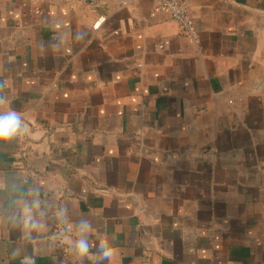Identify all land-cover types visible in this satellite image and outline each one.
<instances>
[{"label": "crops", "instance_id": "obj_1", "mask_svg": "<svg viewBox=\"0 0 264 264\" xmlns=\"http://www.w3.org/2000/svg\"><path fill=\"white\" fill-rule=\"evenodd\" d=\"M189 2L196 42L156 0H0V111L30 129L0 144V264H264V0Z\"/></svg>", "mask_w": 264, "mask_h": 264}, {"label": "clouds", "instance_id": "obj_2", "mask_svg": "<svg viewBox=\"0 0 264 264\" xmlns=\"http://www.w3.org/2000/svg\"><path fill=\"white\" fill-rule=\"evenodd\" d=\"M0 87H3L0 85ZM4 103L0 98V104ZM30 132L28 125L25 123L22 115L14 109H7L0 111V144H7L14 139ZM39 199H33L32 201L25 202L22 209L15 217L16 223L22 226L23 229H27L24 236L31 239V233L33 231L40 232L46 225L42 222L41 217L44 216V212L40 209ZM57 218L60 222L70 224L69 214L67 209H62L57 212ZM75 231L77 238H66V242L71 249L76 253L86 256L90 253L94 247L91 236L96 234V228L93 225L92 220L84 217L81 218L75 224ZM98 244L95 245V256L98 261L110 260L114 254V249L108 239L102 235L97 236ZM13 255H18V252H14ZM21 264H35V259L32 256H24L21 260Z\"/></svg>", "mask_w": 264, "mask_h": 264}, {"label": "built area", "instance_id": "obj_3", "mask_svg": "<svg viewBox=\"0 0 264 264\" xmlns=\"http://www.w3.org/2000/svg\"><path fill=\"white\" fill-rule=\"evenodd\" d=\"M157 7L170 11L171 20L177 23L183 35L191 41L198 40V34L190 13L189 0H156Z\"/></svg>", "mask_w": 264, "mask_h": 264}]
</instances>
